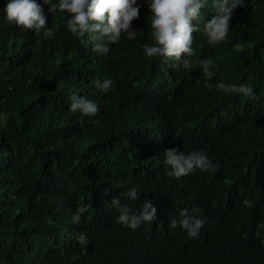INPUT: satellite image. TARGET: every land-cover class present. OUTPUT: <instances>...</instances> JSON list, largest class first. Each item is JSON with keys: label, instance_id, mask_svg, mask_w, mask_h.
Wrapping results in <instances>:
<instances>
[{"label": "trees", "instance_id": "16d2710c", "mask_svg": "<svg viewBox=\"0 0 264 264\" xmlns=\"http://www.w3.org/2000/svg\"><path fill=\"white\" fill-rule=\"evenodd\" d=\"M7 2L0 0V264H264V0L237 7L227 39L197 45L187 69L144 54L153 43L144 0L136 38L123 35L102 56L91 34L67 31L68 13L36 0L55 32L45 39L9 23ZM202 57L216 65L211 91ZM104 80L113 82L107 93L96 87ZM219 82L245 84L254 98L218 91ZM73 94L97 103L99 114L70 111ZM171 148L203 151L213 167L174 178L164 163ZM132 187L135 201L124 196ZM115 198L136 212L151 200L157 219L136 230L118 224ZM183 209L206 219L198 238L179 223L169 228Z\"/></svg>", "mask_w": 264, "mask_h": 264}, {"label": "clouds", "instance_id": "9594fccd", "mask_svg": "<svg viewBox=\"0 0 264 264\" xmlns=\"http://www.w3.org/2000/svg\"><path fill=\"white\" fill-rule=\"evenodd\" d=\"M144 2L148 3L151 12L149 20L153 40L152 44L143 45L144 54L147 57H163L165 61H177L186 69L192 66L189 58L195 53L197 45L200 47L208 44L219 45L227 39L234 10L245 6V0H144ZM43 3L50 6L48 9L50 13L69 14L66 29L73 35L82 37L91 34L92 39L97 41L92 51L98 55L108 54L110 51L108 45L118 43L123 35L129 40L135 39L138 35V32L132 29V22L139 18L140 6L137 0H57V2L43 0ZM208 3H211L214 9H204L209 6ZM3 11L9 23L23 30H31L35 35L45 39L55 35L54 30L48 27L41 4L36 0H8ZM198 64L203 69V76L206 77L205 87L211 91L213 86L207 81L216 75V65L211 59L203 60V57L198 59ZM112 83L111 80H104L98 82L96 87L99 91L107 93ZM215 88L225 94L235 93L237 99H252L255 95L253 89L245 84L226 85L219 82ZM190 93L188 92L186 97ZM70 101V111H78L85 116L99 114L100 108L97 103L87 97L73 94ZM207 107L208 100L204 111ZM164 156V163L170 168L168 175L177 179L196 170L203 172L213 167L203 151L185 153L178 148H171L165 150ZM249 165L251 168L259 167L257 160ZM124 196L133 201L137 200V189L129 188ZM112 206L119 213L116 223L132 230L157 219V208L148 199L140 205L138 212L127 205H122L120 198L113 199ZM90 207V204L80 205L72 216L73 223L78 224ZM196 212L198 210L193 209L194 214L189 215L187 209L181 210L179 215L182 219L179 222L172 219L169 228L175 229L179 223L189 238H198L206 219L197 216Z\"/></svg>", "mask_w": 264, "mask_h": 264}]
</instances>
